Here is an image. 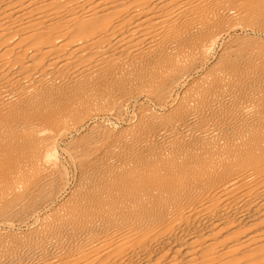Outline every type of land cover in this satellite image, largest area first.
I'll return each mask as SVG.
<instances>
[{"label": "bare ground", "instance_id": "1", "mask_svg": "<svg viewBox=\"0 0 264 264\" xmlns=\"http://www.w3.org/2000/svg\"><path fill=\"white\" fill-rule=\"evenodd\" d=\"M262 27L264 0H0V264H264Z\"/></svg>", "mask_w": 264, "mask_h": 264}, {"label": "rangeland", "instance_id": "2", "mask_svg": "<svg viewBox=\"0 0 264 264\" xmlns=\"http://www.w3.org/2000/svg\"><path fill=\"white\" fill-rule=\"evenodd\" d=\"M258 28H259V27H258ZM260 28H261V27H260ZM262 29H263V27H262ZM259 30H260V29H259ZM259 30L257 29V30H256L257 32L251 33L250 36H251V37L256 36V38H255V37H253V38L258 39V40H261V41L264 43V35H263V34H264V31H263L264 29L262 30V32L259 31ZM255 34H257V35H255ZM252 35H253V36H252ZM259 35H260L261 37H260ZM259 37H260V38H259ZM217 48H219V46H218ZM217 48H216L215 53H217L218 50L220 51V48H219V49H217ZM132 106H133V105H132ZM132 106H130V108H131ZM132 108H133V109H132ZM132 108H131V109H129V108L126 109L127 112L129 113V114H128V113L125 111V114H124V115H126V118H125V116L123 115L122 118H117V119H116L114 116H111L110 114H105V115L102 114V115H99V117H98V116L89 117V118H91V119H89V118L86 119V120H85V123L83 124V127H82L81 129H78V131H77V130L74 131L73 134L69 135L68 138L66 139V141H65L64 144H66V143H70L69 140L71 141V137H72V138H73L74 136L77 137L76 135H78L80 132H81V134H82V133H83V134H82V135L79 134V135H80V136H83V137H78V138H76V139H74V138H75V137H74L72 140H74L75 142L79 141V140H77V139H80V138L82 139V138H84L85 134L87 133L86 131H89V130H91L92 128H93V131H92V132H93V134H94V132L96 131V130L94 131V127H95V128H98V129H99V128H101V129H106V128H107L106 130H110L111 127L114 125V126L112 127L111 130H115V129L118 130V128H120V127H122V126H123V127L127 126V125L130 123V121L133 119L134 115H135V111H136L135 109H136V108H134V106H133ZM128 109H129V110H128ZM131 110H132L133 112H132ZM131 112H132V113H131ZM126 113H127V114H126ZM130 113H131V114H130ZM103 115H104V116H103ZM106 115H107V117H106ZM128 115H129V116L133 115V116H131V117L128 118ZM96 117H97L98 119H97ZM100 117H101V118H100ZM102 117H103V118H102ZM92 118H93V119H92ZM107 118H108V120H107ZM109 118H111V119H109ZM96 119H97V120H96ZM103 119H104V120H103ZM122 119H123V120H122ZM87 120H88V121L90 120V121L88 122ZM106 120H107V121H106ZM118 120H120V121H118ZM86 121H87L88 123H87ZM92 121H93V122H92ZM95 121H96V122H95ZM99 121H100V122H99ZM103 121H106V123H105V122L103 123ZM123 121H125V123H124ZM91 122H92V123H91ZM97 122H99V123H97ZM108 122H109V123H108ZM127 122H128V123H127ZM94 123H95V124H94ZM96 123H97V124H96ZM126 123H127V124H126ZM86 124H87V125H86ZM104 124H106V125H104ZM108 124H110V125L112 124V125H111V126L109 125V126H110V127H109ZM115 124H116V125H115ZM125 124H126V125H125ZM89 125H90V126H89ZM98 125H99V126H98ZM101 125H102V126H101ZM86 126H87V128H86ZM97 126H98V127H97ZM104 126H105V127H104ZM118 126H120V127H118ZM89 127H90V129H89ZM115 127H116V128H115ZM123 127H122V128H123ZM85 128H86L87 130H85ZM114 128H115V129H114ZM120 129H121V128H120ZM83 131L86 132V133H84ZM88 133L90 134L91 131L88 132ZM88 133L86 134V137L88 136ZM93 134H92V135H93ZM79 135H78V136H79ZM92 135H91V136H92ZM88 137H90V135H89ZM76 140H77V141H76ZM67 141H68V142H67ZM74 141H72L71 143H73ZM64 153H65V152L61 151V153H60V159L62 158L61 161L66 163V165H65V163H64V165H65V168H66L67 172H68V173L70 172V173H69L70 177L73 176V177H71V178H74V176H75L74 174H76V172H75V171H76L75 166L72 165V163L69 164V163H70V160H69V158H68V155L65 153V156H64ZM63 157H64L65 160L63 159ZM66 159H67V160H66ZM68 161H69V162H68ZM67 162H68V164H67ZM72 167H73V168H72ZM67 168H68V169H67ZM69 169H71V170H69ZM74 170H75V171H74ZM73 172H74V173H73ZM72 173H73V174H72Z\"/></svg>", "mask_w": 264, "mask_h": 264}]
</instances>
